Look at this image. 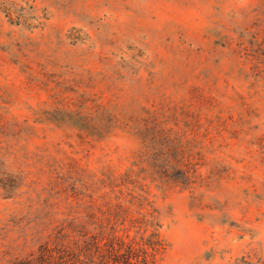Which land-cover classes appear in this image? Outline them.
<instances>
[{
	"label": "rangeland",
	"instance_id": "374dc122",
	"mask_svg": "<svg viewBox=\"0 0 264 264\" xmlns=\"http://www.w3.org/2000/svg\"><path fill=\"white\" fill-rule=\"evenodd\" d=\"M264 264V0H0V264Z\"/></svg>",
	"mask_w": 264,
	"mask_h": 264
},
{
	"label": "trees",
	"instance_id": "16d2710c",
	"mask_svg": "<svg viewBox=\"0 0 264 264\" xmlns=\"http://www.w3.org/2000/svg\"><path fill=\"white\" fill-rule=\"evenodd\" d=\"M47 249L46 245L42 244L38 248V255L36 257H25L18 259L14 264H39L42 260H45L49 255H45L44 250ZM117 262H123L124 264H130L128 259L116 260Z\"/></svg>",
	"mask_w": 264,
	"mask_h": 264
}]
</instances>
